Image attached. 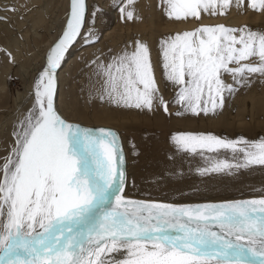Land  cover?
<instances>
[{
	"label": "snow or ice",
	"instance_id": "obj_1",
	"mask_svg": "<svg viewBox=\"0 0 264 264\" xmlns=\"http://www.w3.org/2000/svg\"><path fill=\"white\" fill-rule=\"evenodd\" d=\"M121 2L123 19H139L136 0ZM162 3L168 19L186 22L202 13L224 16L245 0ZM246 6L264 14V0ZM85 22V0H70L65 28L34 84V106L16 125L14 145L0 164V264H264V197L196 206L127 199L116 133L69 123L57 112V72ZM84 39L98 38L89 29ZM160 51L175 102L193 116L216 114L256 74L264 78V32L247 26L202 25L162 39ZM93 63L101 99L168 111L146 43L137 40L106 64L99 57ZM172 141L205 160L201 175L264 166V139L200 133Z\"/></svg>",
	"mask_w": 264,
	"mask_h": 264
},
{
	"label": "rangeland",
	"instance_id": "obj_2",
	"mask_svg": "<svg viewBox=\"0 0 264 264\" xmlns=\"http://www.w3.org/2000/svg\"><path fill=\"white\" fill-rule=\"evenodd\" d=\"M2 1L5 5L0 10L6 14L0 16V73L5 69L8 72L4 74L5 87H0V164L14 145L16 125L34 106V84L49 50L65 28L69 8L68 0H55L56 4L52 3L50 8L45 5L48 0L42 1L44 11L40 14L44 21L35 26L36 12L23 18L13 4ZM248 2L245 0L240 8L233 5L224 16L202 13L200 20L190 18L185 22L168 19L162 0H136L134 14L142 20L138 24L139 19L128 21L121 17V0H88V26L62 62L57 100L69 122L116 133L125 156L127 182L123 195L127 199L196 206L264 197V166L233 170L231 175L226 172L201 175L198 170L206 166L205 160L179 151L172 141L174 135L200 133L229 140L259 141L264 139V112L245 109L237 113L239 91L227 97L225 106L217 109L216 114L193 116L184 112L183 106L175 102L177 90L164 77L160 51L162 39L202 25L247 26L264 32V14L248 8ZM20 22L22 25L18 26ZM89 29L98 38L95 43L84 39ZM137 40L149 46L157 87L167 103V112L158 104L149 111L118 107L107 97L100 98L101 78L88 53L99 52V61L106 64ZM224 79L232 83L231 77L226 75ZM239 114L242 116L238 117Z\"/></svg>",
	"mask_w": 264,
	"mask_h": 264
},
{
	"label": "bare ground",
	"instance_id": "obj_3",
	"mask_svg": "<svg viewBox=\"0 0 264 264\" xmlns=\"http://www.w3.org/2000/svg\"><path fill=\"white\" fill-rule=\"evenodd\" d=\"M42 1H44V0H7L6 3L13 4V6L16 7L17 11L21 14V17H23V18L31 17L32 15L37 13L38 16L35 17V23L33 22L34 24H36L35 26H37L38 24H41L44 21L43 20V15L40 14L41 10L44 11V9L42 8L44 5L41 4ZM53 1H55V0H48V3H45L46 7L50 8V7H52L53 4H56V2H53ZM87 3H88V0H85L86 11H88V4ZM4 5H5L4 1L0 2V7H2ZM4 11L2 12L0 10V16H3L4 14H6V13H4ZM34 12H36V13H34ZM86 15H87V13H86ZM137 23L138 24H142V20L141 19L137 20ZM21 25H22V22H20L18 24V26H21ZM87 26H88V23L85 22V25L82 28V32L84 31L85 28H87ZM75 43H77V40H76ZM71 47L69 48V50H71ZM90 55L93 57V61H96L97 58L99 57V52H95V53L92 54V51H90L88 53V57ZM99 59H100V57H99ZM81 66L82 67L85 66L84 62H81ZM59 70L60 69H58V72H57V80H59V76H60V71ZM6 72H8V71L5 69L3 71V73H0V87H5L4 74H6ZM38 77H39V75H38ZM29 91H30V85H29V87L27 89V92H29ZM58 93H59V86L57 85V94H56L55 100H54L55 109L61 115L62 118H64L66 121H69V120L66 119L65 113L63 111H61V109L59 107L60 105H58V100H57ZM19 97H20V92L18 93V98ZM237 100H238L239 105H240V106H238L235 109V111L237 113H242L243 111H245V109H249L250 111H254V110H256L258 112L261 111V113H263L264 112V78H261V77H259L258 74H256L255 77L253 78V82L251 83L250 86L242 87V89L239 90V92L237 94ZM246 103H250L252 105V107L249 104H246ZM65 106L68 109L70 107V105L68 103H66ZM247 106H250L251 108L247 107ZM239 116H242V114H239L238 117ZM217 118L218 117H216V119ZM77 125H79V124H77ZM81 127H84V126H81ZM84 128H86V127H84Z\"/></svg>",
	"mask_w": 264,
	"mask_h": 264
},
{
	"label": "water",
	"instance_id": "obj_4",
	"mask_svg": "<svg viewBox=\"0 0 264 264\" xmlns=\"http://www.w3.org/2000/svg\"><path fill=\"white\" fill-rule=\"evenodd\" d=\"M68 6H69V8H68V11H67V13H66V17H65V20L67 19V14H68V12H69V9H70V0H68ZM44 67L46 66V59L44 60ZM44 67L42 68V70L44 69ZM69 122V121H68ZM69 123H72V122H69ZM72 124H75V123H72Z\"/></svg>",
	"mask_w": 264,
	"mask_h": 264
}]
</instances>
